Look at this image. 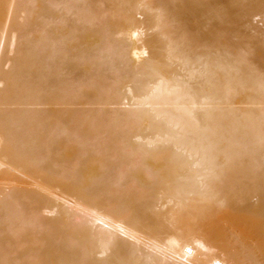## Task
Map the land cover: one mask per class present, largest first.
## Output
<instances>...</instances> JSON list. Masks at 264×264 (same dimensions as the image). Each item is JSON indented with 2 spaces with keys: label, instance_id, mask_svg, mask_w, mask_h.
Masks as SVG:
<instances>
[{
  "label": "bare ground",
  "instance_id": "1",
  "mask_svg": "<svg viewBox=\"0 0 264 264\" xmlns=\"http://www.w3.org/2000/svg\"><path fill=\"white\" fill-rule=\"evenodd\" d=\"M0 264H264V0H0Z\"/></svg>",
  "mask_w": 264,
  "mask_h": 264
}]
</instances>
